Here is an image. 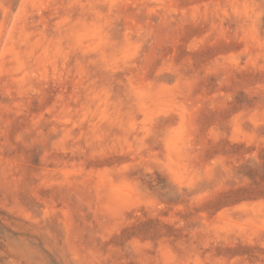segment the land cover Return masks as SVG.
Masks as SVG:
<instances>
[{"label":"rangeland","instance_id":"obj_1","mask_svg":"<svg viewBox=\"0 0 264 264\" xmlns=\"http://www.w3.org/2000/svg\"><path fill=\"white\" fill-rule=\"evenodd\" d=\"M0 264H264V0H0Z\"/></svg>","mask_w":264,"mask_h":264}]
</instances>
